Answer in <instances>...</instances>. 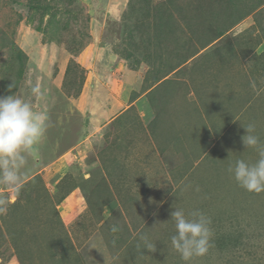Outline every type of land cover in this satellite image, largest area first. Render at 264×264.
Returning <instances> with one entry per match:
<instances>
[{
    "label": "rangeland",
    "instance_id": "374dc122",
    "mask_svg": "<svg viewBox=\"0 0 264 264\" xmlns=\"http://www.w3.org/2000/svg\"><path fill=\"white\" fill-rule=\"evenodd\" d=\"M12 94L48 121L0 184V264H264V192L228 171L259 159L244 127L264 144V0H0ZM176 208L211 219L206 255L172 247Z\"/></svg>",
    "mask_w": 264,
    "mask_h": 264
},
{
    "label": "clouds",
    "instance_id": "9594fccd",
    "mask_svg": "<svg viewBox=\"0 0 264 264\" xmlns=\"http://www.w3.org/2000/svg\"><path fill=\"white\" fill-rule=\"evenodd\" d=\"M33 95H42L41 89L32 86ZM48 115L37 112L33 105L15 94L0 96V184L15 188L20 184L21 175L18 171L25 160L22 153L36 154L37 145L46 133ZM246 134L242 136V143L246 148H255L259 159L254 163L243 159L235 161L228 171L232 173L240 187L248 192H264V144L255 135V126L249 124ZM6 200H0V212L6 211ZM171 219L175 221L176 234L171 236L172 247L188 262L194 257H201L208 253L213 236L211 219L200 210L185 213L182 208L171 212ZM154 250V245L149 244Z\"/></svg>",
    "mask_w": 264,
    "mask_h": 264
},
{
    "label": "crops",
    "instance_id": "0c3cea01",
    "mask_svg": "<svg viewBox=\"0 0 264 264\" xmlns=\"http://www.w3.org/2000/svg\"><path fill=\"white\" fill-rule=\"evenodd\" d=\"M86 85V84H85ZM114 91V90H113ZM120 94V93H119ZM119 94L118 93H113V92H111V102H114L113 103V105H116V107H118V106H121L122 105V101H120V99H119ZM124 104V103H123ZM103 105V104H102ZM109 105H107V104H105L103 107H102V109H103V111H106L105 110V108H107ZM135 106V104L134 103H129L128 102V105L127 106H125L124 107V109H123V112H122V115L128 110V109H131L132 107H134ZM70 154V153H69ZM66 155H60V156H57L54 160H52L47 166H51V168H49V170H52L55 166L57 167V166H61L60 164L62 163V162H64V158L63 157H65ZM46 166V167H47ZM45 167V168H46ZM44 168V167H43ZM44 168V169H45ZM48 169V167L45 169V170H47ZM86 177H84V179H85Z\"/></svg>",
    "mask_w": 264,
    "mask_h": 264
},
{
    "label": "trees",
    "instance_id": "16d2710c",
    "mask_svg": "<svg viewBox=\"0 0 264 264\" xmlns=\"http://www.w3.org/2000/svg\"><path fill=\"white\" fill-rule=\"evenodd\" d=\"M38 5V4H37ZM41 4H39L38 5V7H36L37 9L39 8V6H40ZM45 8H48V6L47 5H45ZM63 29H65V28H63ZM209 44V42H205V45H203L204 47H206L207 45ZM203 47V48H204ZM21 55H23V53L21 52ZM20 56V55H19ZM21 69L19 68V71H20ZM20 73H21V71L19 72V75H20Z\"/></svg>",
    "mask_w": 264,
    "mask_h": 264
}]
</instances>
